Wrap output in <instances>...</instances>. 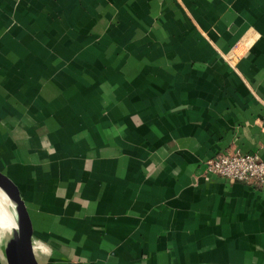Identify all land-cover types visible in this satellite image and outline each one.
Segmentation results:
<instances>
[{
	"label": "crops",
	"instance_id": "crops-1",
	"mask_svg": "<svg viewBox=\"0 0 264 264\" xmlns=\"http://www.w3.org/2000/svg\"><path fill=\"white\" fill-rule=\"evenodd\" d=\"M233 151L264 159V0H0V168L39 259L46 231L62 264H264V183L207 167Z\"/></svg>",
	"mask_w": 264,
	"mask_h": 264
},
{
	"label": "water",
	"instance_id": "water-1",
	"mask_svg": "<svg viewBox=\"0 0 264 264\" xmlns=\"http://www.w3.org/2000/svg\"><path fill=\"white\" fill-rule=\"evenodd\" d=\"M0 185L13 199L23 226L31 237L34 233L31 205L17 182L1 168ZM36 241L45 256V260L39 259L30 250H26L25 246H22V242H19V238L11 236L7 239L4 246L6 264H62L56 246L53 243V238L48 232L41 231Z\"/></svg>",
	"mask_w": 264,
	"mask_h": 264
},
{
	"label": "built area",
	"instance_id": "built-area-1",
	"mask_svg": "<svg viewBox=\"0 0 264 264\" xmlns=\"http://www.w3.org/2000/svg\"><path fill=\"white\" fill-rule=\"evenodd\" d=\"M209 170L230 179L264 183V159L250 152H221L207 160Z\"/></svg>",
	"mask_w": 264,
	"mask_h": 264
},
{
	"label": "bare ground",
	"instance_id": "bare-ground-1",
	"mask_svg": "<svg viewBox=\"0 0 264 264\" xmlns=\"http://www.w3.org/2000/svg\"><path fill=\"white\" fill-rule=\"evenodd\" d=\"M0 201L2 204V228L8 235L17 237V223L19 220V213L17 212L15 203L10 197L9 193L0 185ZM1 215V210H0Z\"/></svg>",
	"mask_w": 264,
	"mask_h": 264
},
{
	"label": "rangeland",
	"instance_id": "rangeland-1",
	"mask_svg": "<svg viewBox=\"0 0 264 264\" xmlns=\"http://www.w3.org/2000/svg\"><path fill=\"white\" fill-rule=\"evenodd\" d=\"M0 207H1V209H2V204H1V201H0ZM4 229L5 228H2L1 226H0V243H1V247H2V249L4 248V246H5V242L7 241V239L8 238H10L12 235H10V234H6L5 232H4ZM0 254H2V258L4 259V251H0ZM41 254H42V252H41Z\"/></svg>",
	"mask_w": 264,
	"mask_h": 264
}]
</instances>
